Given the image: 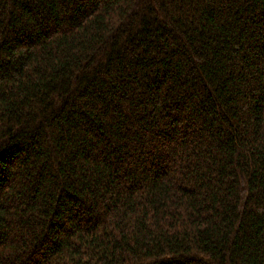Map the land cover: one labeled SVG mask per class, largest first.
Listing matches in <instances>:
<instances>
[{"label": "trees", "instance_id": "trees-1", "mask_svg": "<svg viewBox=\"0 0 264 264\" xmlns=\"http://www.w3.org/2000/svg\"><path fill=\"white\" fill-rule=\"evenodd\" d=\"M0 264H264V0H0Z\"/></svg>", "mask_w": 264, "mask_h": 264}]
</instances>
